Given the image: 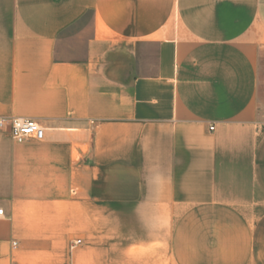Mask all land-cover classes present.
<instances>
[{
    "label": "crops",
    "instance_id": "0c3cea01",
    "mask_svg": "<svg viewBox=\"0 0 264 264\" xmlns=\"http://www.w3.org/2000/svg\"><path fill=\"white\" fill-rule=\"evenodd\" d=\"M263 55L264 0H0V264H264Z\"/></svg>",
    "mask_w": 264,
    "mask_h": 264
},
{
    "label": "built area",
    "instance_id": "2783aa9c",
    "mask_svg": "<svg viewBox=\"0 0 264 264\" xmlns=\"http://www.w3.org/2000/svg\"><path fill=\"white\" fill-rule=\"evenodd\" d=\"M210 129H214L211 126ZM0 132L8 134L14 141L24 143L30 140L42 141L47 136V129L38 121L18 116H0ZM5 216V209L0 207V218ZM81 243L77 240L71 247Z\"/></svg>",
    "mask_w": 264,
    "mask_h": 264
},
{
    "label": "rangeland",
    "instance_id": "374dc122",
    "mask_svg": "<svg viewBox=\"0 0 264 264\" xmlns=\"http://www.w3.org/2000/svg\"><path fill=\"white\" fill-rule=\"evenodd\" d=\"M259 80H260V87H259V95L262 99H264V55L261 57V63L259 67ZM0 136H4L6 138H9L8 135L3 134L0 132ZM8 177H5V180H7Z\"/></svg>",
    "mask_w": 264,
    "mask_h": 264
}]
</instances>
